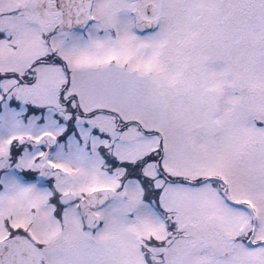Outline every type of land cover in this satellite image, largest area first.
Wrapping results in <instances>:
<instances>
[{
  "label": "snow or ice",
  "instance_id": "obj_1",
  "mask_svg": "<svg viewBox=\"0 0 264 264\" xmlns=\"http://www.w3.org/2000/svg\"><path fill=\"white\" fill-rule=\"evenodd\" d=\"M0 264H264V0H0Z\"/></svg>",
  "mask_w": 264,
  "mask_h": 264
}]
</instances>
